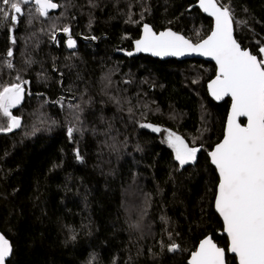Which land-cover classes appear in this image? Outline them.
<instances>
[{
	"label": "trees",
	"instance_id": "obj_1",
	"mask_svg": "<svg viewBox=\"0 0 264 264\" xmlns=\"http://www.w3.org/2000/svg\"><path fill=\"white\" fill-rule=\"evenodd\" d=\"M220 1L237 40L261 57L264 0ZM13 2L20 14L0 3L9 11L7 19L0 13V90L28 82L32 95L12 110L20 129L0 135L8 264H188L208 234L227 249L208 154L230 107L229 98L217 103L208 93L215 64L117 52L133 47L144 23L198 42L212 20L189 9L193 0H58L59 11L47 16L34 1ZM64 28L76 50L63 35L54 42ZM9 125L0 111V127ZM168 131L200 149L194 162L180 166ZM228 264L236 257L228 254Z\"/></svg>",
	"mask_w": 264,
	"mask_h": 264
},
{
	"label": "snow or ice",
	"instance_id": "obj_2",
	"mask_svg": "<svg viewBox=\"0 0 264 264\" xmlns=\"http://www.w3.org/2000/svg\"><path fill=\"white\" fill-rule=\"evenodd\" d=\"M0 3L10 6L16 14L22 12L20 3L13 0H0ZM35 3L44 16L49 9L59 7L53 0H35ZM199 6L215 17V29L206 39L193 44L170 29L157 34L145 24L143 37L135 41L136 51L157 56L198 52L216 60L219 71L209 85L211 94L217 100L230 96L232 104L225 137L209 154L219 173L215 208L230 238L229 251L237 254L239 264H264V58L258 59L242 50L233 38V21L226 5L218 4V0H199ZM0 13L5 19L9 16L8 10L0 9ZM11 19L15 21L17 16L12 15ZM63 31L68 33L70 29ZM75 46L76 41L69 38L68 47ZM259 51L264 53V47ZM7 55L11 56L12 52ZM22 98L23 87L19 83L0 90V111L11 120V124L7 128L0 127V131L20 127V119L12 116L10 109ZM240 117L247 118L246 125L239 123ZM142 127L153 128L150 124ZM67 131L71 136L74 129ZM153 131L159 132L160 128L155 127ZM167 143L175 149V159L180 166L194 161L200 150L189 147L182 136L172 132H169ZM178 247L173 245L170 250ZM11 251L10 242L0 234V264H5ZM191 264H225V249L208 237L192 253Z\"/></svg>",
	"mask_w": 264,
	"mask_h": 264
},
{
	"label": "water",
	"instance_id": "obj_3",
	"mask_svg": "<svg viewBox=\"0 0 264 264\" xmlns=\"http://www.w3.org/2000/svg\"><path fill=\"white\" fill-rule=\"evenodd\" d=\"M23 1L26 2V3H29V2H32V1L35 2V0H23ZM57 1H58V0H53L54 3L58 4ZM193 1H194V4H193L189 9L191 10L192 8H198V9H199V10H200L205 16L209 17V18L212 20V22H213V24H212V30H211V32H212V31L215 29V17H213V16H211L209 13H206V12L203 11V9L199 6V0H193ZM218 4H222L220 0H218ZM58 5H59V4H58ZM37 6H38V5H37ZM59 9H60V6L57 7V8H55V9H49V10H48V14L53 13V12H58ZM230 13H231V12H230ZM231 17H232V21H233V24H232V28H233V38L237 41V43L240 45V47H241L242 50H247V51L251 52L253 55H256L258 59H261L257 54H254V53L251 51L250 48H244V47L242 46V44L237 40V38H236V33H235V22H234V18H233L232 13H231ZM145 24L149 25V26L151 27L152 31L156 32L157 34H159V33L162 32V31H167V30L170 29L171 31L176 32V33H178V34H180V35H183L185 38L189 39V38H188L187 36H185L183 33L178 32V31L174 30L173 28H165V29H161V30L157 31L156 29H154V27H153L151 24H149V23H144L143 26H142V30H141V34H140V36H139L137 39H135L134 42H133V45H134L133 49H131V50H126V49L118 48V49H117V52H118L119 54L125 55V56H127V57H134V56H138V55L143 54V55L151 56V57H153V58L160 59V60H167V59H176V60L201 59V60H205V61L212 62V63L215 64V66H216V74H215V76H214L212 79H210V80L207 82L208 93H209L210 97H211L215 102H217V103H221V102H223V101H225L226 99L229 98V99H230V107H229V111H228V115H227V119H226L224 136H223V138H222L218 143H216V144L214 145V147L209 151L208 154H210V153L214 150L215 146L223 141V139H224V137H225V134H226V131H227L228 118H229V116H230V114H231V104H232V99H231V97H230V96H226V97H223L222 99L217 100V99L211 94V89L209 88V85H210L211 82L216 78V76H217V74H218L219 66H218L216 60H215L213 57H211V56H204V55H202V54H200V53H198V52H189V53H186V54L183 55V56H172V55H168V56H157V55H154V54L151 53V52H142V51H141V52H137V51H136V44H135V41H136V40H139V39H141V38L143 37V35H144V25H145ZM211 32H210V33H209L204 39H206V38L211 34ZM59 35H63V36L66 38V47H67L69 50L73 51V50H76V49L78 48V41H77V39H75L74 37L70 36V31H69L68 33H65L64 31L57 32V33H56V36H55V38H54V42L57 43V40H58ZM69 38L74 39V40L76 41V46H75L74 48H69V47H68V40H69ZM82 39H83L84 41H91V40H94V39H92V38L90 39V38H87V37H82ZM189 40H191V39H189ZM202 40H203V39H202ZM202 40H200V41H198V42H201ZM191 42H192L193 44L198 43V42H194L193 40H191ZM128 53H132V54L129 55ZM19 84H21L22 87H23V98H22V100L20 101V103H19L17 106H15V107H13V108L10 109V112H11L12 116L18 117V118L20 119V127H21V124H22V118H21L20 116H18V115H15V114L13 113L12 110L19 109V108L23 105V103L25 102L26 96H30V95H32V93L30 92V85H29L28 82H21V83H19ZM239 123H240L241 125H246V124H247V118H246V117H240V118H239ZM10 124H11V120H10ZM20 127H18V128H13L11 131H0V135H1V134H10V133H13V132H15V131H18V130L20 129ZM209 157H210V155H209ZM210 161H211V157H210ZM211 163H212V162H211ZM212 165L215 167V165H214L213 163H212ZM215 168H216V167H215ZM216 170H217V169H216ZM217 173H218V170H217ZM218 175H219V173H218ZM218 184H219V183H218ZM216 194H217V193H216ZM215 199H216V196H215ZM214 207H215V201H214ZM215 210H216V208H215ZM216 212L218 213V215L220 216V218H221V220H222V222H223V224H224L223 218L221 217V215L219 214V212H218L217 210H216ZM0 234H3L4 237H5V238L10 242V244H11V248H12L11 254H10V255L6 258V260H5V264H8V261L10 260L12 254H13V244H12L11 240H10V239H9V238H8V237H7L2 231H1V229H0ZM220 235H225V236H227V238H228V240H229V244H228L227 249H226L224 246L219 245V243L214 239V237H213L212 234H208V235H206L205 237H203V238L199 241V243H198L196 249L193 250V251L191 252L190 257L188 258V264H191L192 253L196 252V251L199 249V245H200V243H201L203 240H205L206 238H208V237H211L212 241H213L218 247H221V248H224V249H225V264H228V254H229V255H232V256H235L236 259H237V264H239V258H238V256H237V254L232 253V252L229 251V247H230V238H229V236L227 235V233H226V231H225V225H224L223 230L220 232Z\"/></svg>",
	"mask_w": 264,
	"mask_h": 264
},
{
	"label": "rangeland",
	"instance_id": "obj_4",
	"mask_svg": "<svg viewBox=\"0 0 264 264\" xmlns=\"http://www.w3.org/2000/svg\"><path fill=\"white\" fill-rule=\"evenodd\" d=\"M263 58H264V53H263ZM169 132L170 131H168V133H166V135H165V138H164V140L167 142V138H168V135H169ZM172 133H174V132H172ZM176 134V133H175ZM189 146V145H188ZM174 149V148H173ZM174 152H175V149H174ZM175 155H176V153H175ZM196 156H197V153H196ZM195 159H196V157H195ZM195 161V160H194ZM194 161H191V162H189V163H192V162H194ZM188 164V163H187Z\"/></svg>",
	"mask_w": 264,
	"mask_h": 264
},
{
	"label": "bare ground",
	"instance_id": "obj_5",
	"mask_svg": "<svg viewBox=\"0 0 264 264\" xmlns=\"http://www.w3.org/2000/svg\"><path fill=\"white\" fill-rule=\"evenodd\" d=\"M30 3V2H29ZM82 37H84V36H82ZM76 39V38H75ZM133 47H134V45H133ZM133 47L131 48V49H133ZM131 49H127V50H131ZM135 57V56H134ZM30 92H31V86H30ZM32 93V92H31ZM2 135V134H1Z\"/></svg>",
	"mask_w": 264,
	"mask_h": 264
},
{
	"label": "flooded vegetation",
	"instance_id": "obj_6",
	"mask_svg": "<svg viewBox=\"0 0 264 264\" xmlns=\"http://www.w3.org/2000/svg\"><path fill=\"white\" fill-rule=\"evenodd\" d=\"M33 2V1H32ZM260 57V56H259ZM261 59L263 58V55L260 57Z\"/></svg>",
	"mask_w": 264,
	"mask_h": 264
}]
</instances>
